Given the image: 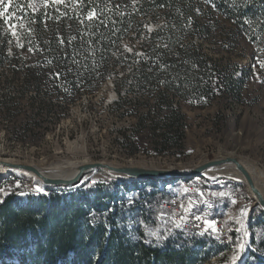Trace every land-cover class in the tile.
Returning <instances> with one entry per match:
<instances>
[{
  "label": "trees",
  "instance_id": "1",
  "mask_svg": "<svg viewBox=\"0 0 264 264\" xmlns=\"http://www.w3.org/2000/svg\"><path fill=\"white\" fill-rule=\"evenodd\" d=\"M196 1L138 0L132 4L121 0H68L58 12L53 3L34 10L30 0H16L7 13L15 16L13 21L24 24L21 45L10 52L9 37L0 33V68L8 66L13 75H22L21 97L32 92L34 98L41 93L49 98L38 105V115L54 112L53 97L71 104L86 92H96L115 67L131 69L129 85L138 91L161 88L153 95L161 108L167 102V92L187 100L192 98L190 94L203 97L225 84L231 75L213 72V59L194 42L197 36H205L209 26L194 11ZM203 1L210 11L227 17L247 36L261 51L264 65V0ZM4 4L0 3V11ZM160 11L161 25L136 33L144 37L143 45L147 46L142 53L124 50L121 42L134 26ZM4 21L0 17V26ZM126 85L125 80L118 83L119 108L126 105L119 88ZM2 106L11 108L8 98L2 99ZM170 110L151 125L168 147L176 146V138L182 145L186 128L179 107L171 104ZM146 119L143 116L141 121ZM196 180L184 177L174 183ZM208 184L203 181V186ZM87 186L85 183L80 189L84 190L79 192L85 195L82 198H77L79 193L64 194L49 188L50 198L42 197L24 207L14 200L22 191L34 192L25 175L11 176L0 185L4 200L0 203V264H206L224 248L214 238H189L182 228L173 227L170 212L162 204L169 200L167 186L122 185L117 181L96 183L89 190ZM208 186L212 194H203L194 209L210 219L222 214L234 189L252 200L245 188L229 183ZM88 194L93 199L88 200ZM161 213L167 223L161 220ZM254 217L255 210L249 218L251 230L258 233L257 237L250 233L255 248L248 249L241 264H264V214ZM148 231L162 234L159 244L156 237L146 234Z\"/></svg>",
  "mask_w": 264,
  "mask_h": 264
},
{
  "label": "rangeland",
  "instance_id": "2",
  "mask_svg": "<svg viewBox=\"0 0 264 264\" xmlns=\"http://www.w3.org/2000/svg\"><path fill=\"white\" fill-rule=\"evenodd\" d=\"M14 1L16 0H3V11H7ZM121 1L135 4L138 0ZM67 2L68 0H30L34 10L53 3L55 5L52 7L55 6V11L58 12L63 11ZM194 4L198 17L209 23L205 36H197L194 42L203 53L213 59V72L231 75L225 84L214 88V91H209V94L203 97L190 94V100L167 92V102L165 107L161 108L153 96L162 90L161 88L145 93L138 91L129 85L131 69L115 67L96 92H86L71 104L53 97L52 101L56 104L54 112L38 115V105L47 102L49 98L42 93L34 98L32 92L21 97L22 75L15 76L10 67H1L0 102L3 98H8L11 108L8 110L0 107V155L29 163H56L84 158L121 164L138 162L146 166L153 165V168L174 167L177 171L176 167L180 165H193L203 160L216 159L219 155L225 157L233 154L232 156H237L238 159L253 163L264 172V66L260 60L261 51L256 49L247 36L237 30L231 20L210 11L206 1L197 0ZM160 14L161 11L149 20L143 19L142 23L136 24L134 30L121 42L122 48L141 54L142 49L147 46L143 45L144 37L136 33L155 30L162 24ZM12 21H4L0 26L1 37H9L10 52H14L21 45L20 34L24 30L22 22ZM121 80L127 83L125 87L119 88L125 99L126 105L123 108L116 104L119 98L118 83L120 84ZM129 89H133L132 92H127ZM171 104L179 107L185 117L186 128L182 145L176 138V146L168 147L161 143L159 131L153 130L151 125L163 119L166 113H171ZM143 116L147 117L146 122L141 121ZM4 173L6 175L0 177V185L11 176L21 175L18 172ZM195 177L210 185L222 186L229 183L234 188H245L247 191L245 184L230 179L224 173H215L214 176L204 173L203 176ZM29 178L34 193L22 191L14 200V203H21L24 207L42 197L50 198L47 190L49 188L64 194L83 193L84 190H80L82 186L87 183L86 190H89V186L94 185L93 181L104 184L117 181L122 185L147 183L164 186L168 183H178L177 180L184 177L173 175L149 180H129L97 170L90 173L81 186L74 189L45 187L35 178ZM208 185L203 186L206 189L204 194L207 195L211 193ZM80 193L77 198L85 197ZM91 195H86L88 200L93 199ZM185 200L186 206L189 205L188 197ZM201 201L202 198L199 203ZM245 201L249 206L255 199ZM58 207H61V204H58ZM194 207H197V204L190 209L201 213ZM243 231L244 227L234 231L233 249H226L223 245L220 255L206 264H241L248 249L255 248L250 240L249 228L245 233ZM242 242L245 245L243 249L240 248ZM234 255H238L235 261L232 260Z\"/></svg>",
  "mask_w": 264,
  "mask_h": 264
},
{
  "label": "water",
  "instance_id": "3",
  "mask_svg": "<svg viewBox=\"0 0 264 264\" xmlns=\"http://www.w3.org/2000/svg\"><path fill=\"white\" fill-rule=\"evenodd\" d=\"M222 162L234 163L237 168L244 174L247 180V191L250 196L255 199V206L260 207V210L264 212V195L257 187L252 174L248 169L239 161L237 156L226 155L220 159H212L202 165H198L187 172L181 173L179 171L172 170L170 168H152L140 165H133L131 163L121 164L112 161L98 160L81 163L76 166L75 172L72 174L64 173L63 175L50 174L44 166H40L36 163H29L27 161L12 160V161H0V168L6 167L9 170H20L22 172H32L45 187L52 188H64L74 189L81 186L84 183L85 178L97 170H103L109 174H118L121 179L129 180H149L151 178H157L159 176H180V177H195L204 174L205 169L208 167L220 164ZM46 170V171H45ZM68 172V171H67ZM28 177L27 174L21 173ZM30 179V178H29ZM31 180V179H30ZM34 184V183H33ZM44 187V188H45ZM254 194V197L251 195Z\"/></svg>",
  "mask_w": 264,
  "mask_h": 264
},
{
  "label": "built area",
  "instance_id": "4",
  "mask_svg": "<svg viewBox=\"0 0 264 264\" xmlns=\"http://www.w3.org/2000/svg\"><path fill=\"white\" fill-rule=\"evenodd\" d=\"M202 179L197 178L193 183H182L179 185L176 184H166L161 187H169V200L167 202H163V206L166 207L170 212V217L172 220H177L179 215L183 214V209L180 208V204L183 203L185 207V198L188 197L189 200L194 201L196 204L199 203L202 198L205 188L203 187ZM170 184V185H169ZM187 189V191H184ZM34 192H28V194ZM4 201V200H3ZM245 199L242 194L234 190L230 194L229 204L225 205L222 209V214L210 219L205 214L196 213L193 210H189V215L187 217V223L182 227L183 231L189 238H194L198 236L210 237L214 238L216 243L220 246H228L230 249L235 247L234 244V231L241 228L240 224L237 223V219L241 218L242 211H246V215L242 217L243 219V227L244 231L249 228L251 233L254 234L255 237L258 236L257 232H253L249 225L250 212H252L253 208H255V202H252L249 206H246ZM16 204V203H14ZM21 205V203H20ZM256 209V208H255ZM263 213L261 210L257 208L255 211V217H259L260 214ZM196 215L202 217L201 220L197 221L194 219ZM204 220L214 222L216 231L213 232L211 228L205 231ZM244 244V242H242Z\"/></svg>",
  "mask_w": 264,
  "mask_h": 264
},
{
  "label": "bare ground",
  "instance_id": "5",
  "mask_svg": "<svg viewBox=\"0 0 264 264\" xmlns=\"http://www.w3.org/2000/svg\"><path fill=\"white\" fill-rule=\"evenodd\" d=\"M227 154V153H225ZM228 155H233V154H228ZM48 156V155H47ZM224 157L223 155H219L218 159ZM14 158L12 157H3L0 155V161H12ZM15 160V159H14ZM91 161L88 158H84L82 160H65V161H61V162H46V163H36L40 166H44L45 169H47L50 174L53 175H63L64 173H69L72 174L75 172V168L77 165L81 164V163H85V162H89ZM209 160H203L200 161L196 164L193 165H188V166H178L177 171L184 173L187 172L188 170L198 166V165H202L204 163H206ZM239 161L248 169V171L252 174L253 179L257 185V187L260 189V191L263 193L264 195V172L262 170H260L256 165H254L253 163L248 162L247 160L244 159H239ZM140 162V161H139ZM142 162V161H141ZM31 164L33 162H30ZM142 165L141 163L139 164L134 163L133 165ZM145 167H154L153 165H142ZM170 169L174 170V167H169ZM3 171V172H2ZM68 171V172H67ZM176 171V170H175ZM25 173L27 174L29 177L31 178H35L36 180H38L39 182H41L37 177L34 176V174L32 172H22L20 170H9L6 167H1V171H0V177L6 175V173ZM204 173H206L209 176H214L215 173H224L227 177H229L230 179L236 180L238 182H241L245 185H247V180L244 176V174L237 168V166L234 163H229V162H222L220 164L208 167L207 169H205ZM114 176H118L120 177V175L118 174H113ZM112 175V176H113ZM160 178H162V176H159ZM166 177V176H165ZM251 195L254 197V194L251 192Z\"/></svg>",
  "mask_w": 264,
  "mask_h": 264
},
{
  "label": "snow or ice",
  "instance_id": "6",
  "mask_svg": "<svg viewBox=\"0 0 264 264\" xmlns=\"http://www.w3.org/2000/svg\"><path fill=\"white\" fill-rule=\"evenodd\" d=\"M2 2H3V0H0V3H2ZM5 7H7V6H5ZM0 17H4L5 22H9L10 20H12V19L15 18L14 15L8 14L7 11H0ZM89 18L90 19L93 18V14L92 13L89 14ZM262 66H264V65H262ZM95 183H97V182L93 181V184H95ZM17 187H19V185H17ZM184 191H187V189H184ZM24 194L25 193H21V195H24ZM219 195H224V194L223 193H220ZM194 205H195V202L194 201H191V200L189 201L188 207H185V205L183 203L180 204V208L183 209L184 211H183V214L179 215V217H178L177 220L171 221L173 227H175V228H182L187 223V217L189 215V210ZM246 214H247L246 211H242L241 218H238L237 219V223H239L241 227H243V219H242V217L244 215H246ZM160 218H161V220L163 222L167 223V221L164 220V214L163 213H161V217ZM194 219L197 220V221H199V220L202 219V217L199 216V215H196L194 217ZM204 224H205V231H207L209 228H211L213 232L216 231L214 222L208 221V220H204ZM238 230L239 229H237V231ZM168 231H171V229H168ZM146 234L148 236L156 237V243L157 244H159L160 243V240L162 239V234L160 232H158V231H148ZM244 247H245L244 244H241L240 245V248L241 249H243ZM237 258H238V255H234L232 257V260L235 261Z\"/></svg>",
  "mask_w": 264,
  "mask_h": 264
}]
</instances>
